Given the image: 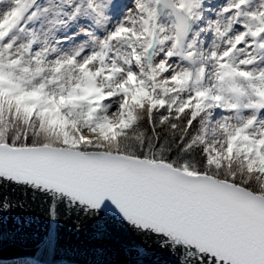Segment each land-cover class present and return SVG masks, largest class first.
Masks as SVG:
<instances>
[{"label":"snow or ice","instance_id":"snow-or-ice-1","mask_svg":"<svg viewBox=\"0 0 264 264\" xmlns=\"http://www.w3.org/2000/svg\"><path fill=\"white\" fill-rule=\"evenodd\" d=\"M0 264H264V0H0Z\"/></svg>","mask_w":264,"mask_h":264},{"label":"water","instance_id":"water-1","mask_svg":"<svg viewBox=\"0 0 264 264\" xmlns=\"http://www.w3.org/2000/svg\"><path fill=\"white\" fill-rule=\"evenodd\" d=\"M37 215H39V210H37ZM39 227L40 228H43L44 227V223L42 220L39 221ZM65 229L67 228V226H64ZM65 236H66V239L70 240V241H75L77 238L73 237L71 235V233H68L67 231H65ZM79 242L81 244H87L89 243L90 241V233H85L83 236L79 237ZM18 251H23L22 249H13V248H9L6 250V255H12V254H15L16 252ZM157 259H160V260H163V257H158Z\"/></svg>","mask_w":264,"mask_h":264}]
</instances>
